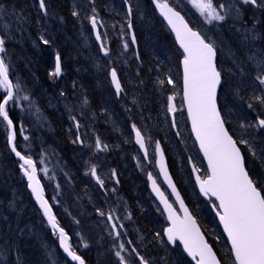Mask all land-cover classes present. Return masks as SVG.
Returning <instances> with one entry per match:
<instances>
[{"label": "trees", "instance_id": "16d2710c", "mask_svg": "<svg viewBox=\"0 0 264 264\" xmlns=\"http://www.w3.org/2000/svg\"><path fill=\"white\" fill-rule=\"evenodd\" d=\"M115 1L118 4V14H121L124 17H122L121 15H109V14H107L104 11L105 4L102 1H101L102 5L96 4L95 0L92 2V7H94V8L89 6L88 8L90 10L87 8L88 10L86 9V12L88 13V11H91L92 9L93 10L97 9L101 13L102 17L103 18L105 17V19H104L105 23H106V20L108 18L106 16L109 15L112 18L113 22L116 24V26H113V27L117 30L118 33L124 34V33H126V30L124 28V24H125V20H126L127 10H126V7L124 6V4H122L123 2L121 0H115ZM45 2H46L47 9H48L47 15H45L42 11L39 10L38 0H0V7H2V9L4 10L3 14L5 16L7 24L9 25V30L7 32L6 45H5L6 52L3 53V58L7 61V64H9V66H10L9 67L10 76H11L10 79L13 81V83L15 84L17 81L20 82L22 89L27 88L28 90L27 89L26 90L31 94V95L30 94L28 95L29 103L26 105L30 108L29 110H28V107L23 109L24 111L21 110L18 107V105L16 104L18 101V100H16V101L10 102V113L9 114H10V118L13 120V125L15 128V133H16V137H17L16 138V149L19 152H21L26 157H30V158H34V159H36L37 155L39 156V154L41 152H46V151L50 152L51 151L53 153H58L59 155L61 154V156L64 153L63 154L64 156H62V157L65 158V159H63L65 161L66 157H68L69 155H72L74 153V150L76 149L75 148L76 146L73 145V143H72L71 137L68 136L64 130V127H65L64 124H67V126H68V120L66 119L65 115H63L60 112H57L54 109H52V107L50 106V101L47 100L45 97L46 94L48 95L50 93L54 97V101H56V98H58V97H56V95H58V94L55 95V94L51 93L54 91H56V93H57V91L59 89L57 78L51 75V73L53 72L52 69H54V64H53L54 59H55L54 54L57 53L60 56V59L62 58L61 62L64 65V66L62 65V67L64 69L67 70L69 68L67 70V72L71 73V77L73 79V82L71 85L72 86L75 85L77 89L81 90L84 99L86 98L89 101L94 103L95 110L98 112V116L93 111V106H92V113L96 114V116L98 117L99 121L102 124L107 123V125L112 129V127L110 125V121H108L106 116L110 118V117H114V115H115L116 118L114 120H118L120 116H123V117L127 116V113H125V111H123L120 108L121 102L112 93V91H110L111 95H109L110 97H112V98H110L111 100L109 98H104V100L105 99L106 100L103 101V104H102L98 100L97 92L99 91V89H98L99 86L91 84V85H86V88H84V86L82 84L83 79H90L91 76L88 72V69L91 66H93L91 61L88 60L89 59L88 57H91V56L88 54L87 51H88V49H90V51H93V49L97 50V47L92 42L88 43V41H84V38H81L79 36V34L81 32L80 28H79L81 18H84L86 20L85 15L87 13L81 12L80 14H77V16L76 15L74 16L73 12L77 13V9L72 4L71 0H45ZM116 2H114V3L116 4ZM136 2L132 3V5H133V7H132V15L133 16L132 17H133V22H134V30H135V33L137 36V42H138V49H137V53H136L137 58H136L134 53H130L129 55H131L132 60H129L128 62L131 66L127 67L128 70L131 71V72H129L131 77L136 81V83H134V86H137L141 82L140 81L141 78L139 76H142V78H144L145 80H149V83L151 85L156 84V82L159 80L163 81L162 84L165 87H167L169 84V83H167V81L169 79H171L173 81L172 85L174 84L177 87V91L179 92V90H181L182 77H181L180 62H179V56H178L179 51L177 52V50L175 48L173 38L167 32L165 26L161 23L160 19L156 15L155 11L153 10V7H152L150 0H140L139 2H138V0H136ZM71 4L73 5V7ZM171 4L173 6H175L176 9L180 10L174 3L171 2ZM19 5H20V7H19ZM106 5L110 9L112 8L107 3H106ZM144 5H145V7H144ZM95 6H96V8H95ZM141 7H143V8H141ZM114 8H116V7H114ZM18 9H21L20 10L21 13ZM67 19H69V20H67ZM187 19H188V17H187ZM75 21H77V22H75ZM188 22L190 23V25L193 28L197 29L195 27V25L189 19H188ZM66 23H68V24H66ZM142 23L143 24L145 23V25H143ZM0 24H1V22H0ZM74 24L77 26V28H74V27H76ZM84 24H86L84 26L86 34L91 36V30H90L89 24L87 22H85ZM49 25H51V26H49ZM53 25H54V27H53ZM145 26H146V28L147 27L149 28L148 33H147V30H145ZM66 27H68V28H66ZM10 29H12V30H10ZM37 30L40 33L39 36H38ZM154 31H156V32H154ZM159 31H160V33H159ZM144 32H145V34H144ZM56 33H58V34H56ZM142 33H143V35H142ZM149 33H151L152 35H151V38H148V42H146V37H147V34L149 35ZM4 34L5 33L3 31H0V35H4ZM41 36H43L45 39L49 40L50 41L49 44H47L45 46V44L40 39ZM63 36H65L66 38H64ZM70 39L72 41H69ZM157 42L160 43V47L155 46V43H157ZM145 43L148 44L147 47L144 46ZM49 46H51V47L49 48ZM91 46L93 49L91 48ZM56 47H58V48L56 49ZM42 49L47 50V51H51L53 54H51V56H49L48 59H43V60L39 59L38 60L35 56H36V54H39V51ZM110 49H111V51L118 53V52L122 51L121 49H123V47L120 44H114V42H111ZM59 50H60V52H59ZM86 54L88 55V57H87L88 59L86 60V58H83L82 60L85 62V64L87 66L83 63V61L81 64H76V63L71 64L72 61H70L68 59V56H71V55L72 56L73 55H75V56L76 55L87 56ZM156 54H158V56L160 57V60L156 57L157 56ZM52 55H53V59H52ZM179 55L182 59V55L180 53H179ZM151 56H154L155 59L152 58ZM30 58H31V60H29ZM32 61H34V62H32ZM28 63L30 64V67L32 69H30ZM22 64L24 67L23 69L20 68V66L22 67ZM217 64H218V68L221 70L222 76L224 78V75H225L224 69L225 68H223V66H222L220 51L218 52ZM168 65L171 66V68L169 70L167 68ZM108 66L109 65H107V68L104 67L105 70L103 69V71H106L105 74L107 73L106 76L109 74ZM38 67H40V68H38ZM109 67L111 68V66H109ZM137 67L139 68V72H141V73H139V75H138V68ZM154 67L156 70L160 71V75H158V72H155ZM70 69L72 72L69 71ZM120 70H121L120 76H122L123 68L121 67ZM133 70L136 72H134ZM75 72H76V74H75ZM86 73H87V75H86ZM80 74L84 75V77ZM134 74H136V75H134ZM72 75H74V76H72ZM134 76H136V77H134ZM20 77H22V79ZM41 77H43L44 79ZM139 78H140V80H139ZM29 79L32 80V82H33L32 84H31V80H29ZM226 80H227V78L225 77V79H224L225 83H226ZM27 81H28V83H27ZM30 84H31V86L33 85L32 88L30 87ZM227 85H228V83H227ZM127 87H130V85H128ZM243 90H245V88ZM48 91H49V93H48ZM59 91H61V90L59 89ZM223 91H224V89H222L220 91V94H222ZM0 92H2V90H0ZM66 92H69V90H66ZM126 92L130 93L129 90L127 89L125 91V97H126ZM18 94H19V92L17 93V95ZM178 99L180 102V106L182 108V101H181L180 95H178ZM40 100H41V102H40ZM234 102H236V101H234ZM237 106H241L240 103H238ZM32 107L33 108L36 107L38 111L37 112L32 111ZM25 111H28V112H25ZM50 111H52V112H50ZM106 112H107V114H106ZM29 113H31V114L29 115ZM182 113L184 115V112H182ZM24 115H26V118H27V115L29 117H32V120L31 121L27 120V119L25 120ZM261 116H262V119H264V115L261 114ZM50 117H52V118H50ZM34 118L36 119L35 121H33ZM183 121H184L182 123L183 127L187 128L186 120L183 119ZM100 122H99V125H100ZM18 123H20V124H18ZM121 123H123V122H121ZM169 123H171V122L169 121ZM108 126H105V127L108 128ZM227 127H228L229 132L233 136V138L238 142L237 136L233 132L231 127L228 124H227ZM51 130H55V131L52 132ZM177 130H179L178 124H176V127H174V129L171 130L170 133H173ZM56 131L58 133H55ZM53 134H54L55 139H52ZM62 134H63V136H62ZM107 135H110V134H107ZM165 135H166V132H164L163 130L160 131V138L158 137V139H160V141L162 142V144L164 146V150H165V153L167 155L168 162H169V167H170L171 173L174 177V180H175L178 188L180 189L184 199L186 200L188 206L192 210L194 216L198 220V222H199L202 230L204 231L206 237L208 238L209 242L212 244L213 248L215 249L219 259L222 261V264H232L233 259H232L231 254H230V250H229L228 245H227V243L223 237L222 231H221V229L217 223V220H216L215 216L213 215V213L210 209V206L208 204L204 203L199 198L197 191L194 187V183H193L192 178H191V173H190V169H189V159L190 158L193 160L196 167L200 169L201 174L205 175L206 170L203 166L201 158L198 155L196 147L194 146V144L191 141L189 133H187V135H186L187 137H185V139L179 138L177 135L175 136L174 134H170V137L172 139L175 137L176 142L178 143V146L176 145L177 150L175 149V152H176L175 158L180 156L181 161L183 162V165H184V171H181V169L179 167V164H178L179 159H177L176 161H174L172 159L173 158L172 156H174L173 153L171 152L172 145L166 141ZM8 136H9V130L6 127L5 122L0 121V264H55L57 261L64 262V264H70L69 262H67L64 259V257L61 255V253L59 251L58 244H57V235L52 234L51 229L48 227V224L46 223L41 211L36 206V204L33 202V198L27 190L25 181L23 180V178L21 176V170H20V166H19L21 164V161L16 160L14 158L13 154L11 153L9 143H8V141H9ZM50 136H51V138H50ZM24 137H27V139H24ZM59 139H61V141ZM104 139L107 141L108 145L112 146L113 143L109 142L108 139L106 138V136L104 137ZM58 140H59V143H57ZM62 140L65 142H63ZM54 141H56V144ZM187 142H188V144H187ZM60 143H63V144H60ZM26 144H30L31 148H33L34 152L32 154L23 150V146L24 145L26 146ZM50 144H52V146ZM64 145H65V147H63ZM72 146H74V147H72ZM55 147L57 148V150ZM62 147H63V149L64 148L65 149L63 150ZM71 148H72V150H71ZM55 150H56V152H55ZM242 150H243V154H244V157L246 160V166H247V169H248L251 177L253 178L254 181L258 182V184H257L258 187L264 188V174H263L262 169H261V168H264V163L262 165L258 163V161L263 162L262 156H256V155L253 156L247 147L242 146ZM62 151H64V152H62ZM71 152H73V153H71ZM111 157H113V154ZM182 172H185L186 177L182 174ZM118 178H119V183L122 184V186H123V190H125L123 192V196L126 199L125 201L128 202L127 205L130 204L129 207H130V209H132L131 210L132 214H134L133 217H135L137 231L140 232L141 235H143L144 240L146 242H148L147 245L145 246V249L143 250L142 254L148 255V258L155 256L156 252H157L156 258H159V255H162V258L160 260L159 259L157 260L158 264H165V263L166 264H177L178 261L181 262L180 264H190V262L182 255V253L180 251L177 252L176 250H171L166 246L165 241L163 239V230L166 227V222L162 218V216L158 213V211H156L153 206H152L153 207V209H152L151 205L148 204L147 200H145L147 204L146 203L144 204V202L141 200L142 203H141V205H139L137 202L138 198H136L135 197L136 195H134L133 185L130 184V182H128L126 180L125 176H124V178H121L118 176ZM135 179H137V178L135 177ZM137 183H138V191L140 190L139 192L143 195H146L147 199H149L147 186H146V182L144 181V179L143 178L140 179L138 177ZM68 191H71V190H67V188H63V190H61V192L59 194V196L61 198H58L59 201L57 202V206H55L52 203L51 196L47 190H46V197H47L49 203L53 207L54 214L57 218V222L59 223V225L62 228L66 229L68 234L72 235L71 237H72L73 242H71V245L73 247V250H75L76 252L78 251V254L81 255V257L85 260L86 264H95V262H96V264H100V263L101 264L102 263L103 264H119V261L116 260L114 252L113 251L108 252L110 249L106 248V251H105V249L101 248V246H97L98 249H96L95 247H93L94 249H92L89 246L90 247L89 250L86 252H83L82 250L78 249L76 245H73L74 243L76 244V242H74L75 240L73 238V236L75 237V234L73 232H71V229H70V226H71L70 223L71 222H72L71 224L74 226L73 228H75V229L77 227H79V228H81V227L86 228L87 227V229H90V230H91V228H93V230L97 232L95 235H98V237H100V238H103L101 236L103 235V233L105 235V232H104L103 228H99V227H101L100 223L94 221V219H95L94 215L92 217L93 219L92 218L90 219V217L92 215L88 216L85 214V212L83 210H84V207L87 203L84 200H82V198L80 199V201L75 199L77 205L80 208L76 207L75 203H74V206L73 205H70V207L68 206L69 201L74 202V198H73L74 196H72V198H69V196L71 194ZM78 196H80V195H78ZM76 197H77V195H76ZM85 200H87V202H90L88 193H86V195H85ZM22 203H24V206L26 207L25 210L23 209L24 206ZM18 204H20L19 207H18ZM66 204H67V206H66ZM145 205H147V206L145 207ZM59 206L61 208H63L65 211L70 213L69 218H67L66 215L63 216ZM72 207H74L75 211H74V209H72ZM140 207H142L143 209ZM3 208H5V210ZM11 208H13L12 212H11ZM58 208L60 210H58ZM77 208H79V211ZM146 209H148V210H146ZM18 210H19V212H18ZM27 210H28V212H27ZM30 210L32 211L33 216L28 214L30 212ZM80 210H81V212H80ZM141 210H142V212H141ZM20 211L24 214L27 212L29 217H26V214L24 215ZM4 213H5V215H4ZM138 214H140V215H138ZM78 215H81V216H78ZM8 216H10L11 218L10 217L8 218ZM14 217H15V219H14ZM18 217H19V219H16ZM12 218H13V220H12ZM21 218H22V221L25 220V224L27 227L21 233L22 236L19 233V229H20V226L22 224ZM17 220H19L20 222L19 221L16 222ZM33 221H34V223H33ZM67 222L69 223V226H67ZM77 222H79V223H77ZM82 222H84V223H82ZM74 223H76V224H74ZM89 223H90V225H89ZM15 224H18V225H15ZM97 224H99V225L97 226ZM45 225H46V228H44ZM93 225H96L95 228ZM30 226H31V228L33 226L32 230H31ZM97 227H98V229H96ZM101 229H103V230H101ZM93 230H91L90 232H92ZM26 233H28V235H25ZM87 236H88V234H87ZM16 238L20 239V243H21V241H23L20 245L21 246L19 248L20 250H18L19 254H18V251H16V245H17L16 244ZM29 238H31V240ZM31 241H33L34 244H32ZM42 242H44L46 244L49 243V244L47 246H44V243H42ZM146 242H145V244H146ZM14 243L16 245H14ZM27 243H29L28 249L26 248V247H28ZM150 243H152V244L150 245ZM152 245H154V246H152ZM162 249L164 251H166L168 249L169 251H172L173 254L166 255V254H164V252H161ZM52 251L54 252V254ZM151 251H154V252H151ZM40 252H42V254ZM97 252L98 253L103 252L104 255L107 253L105 257L108 260L104 257V255L101 256V257H103V259H101L100 254H98ZM95 253H96V255H95ZM108 253H112V254L109 255ZM152 253H153V255H152ZM97 255H99V256H97ZM162 259L165 260L166 262H163ZM100 260H102V262ZM169 260H171V261H169ZM111 261H112V263H111Z\"/></svg>", "mask_w": 264, "mask_h": 264}, {"label": "rangeland", "instance_id": "374dc122", "mask_svg": "<svg viewBox=\"0 0 264 264\" xmlns=\"http://www.w3.org/2000/svg\"><path fill=\"white\" fill-rule=\"evenodd\" d=\"M93 1L92 0H76L75 2H76V7H77V13H79L81 9L86 11L87 7L89 6V2L92 4ZM107 1H108V4L111 3V0H107ZM121 1L123 2L126 8H128L129 4L133 7L132 3L136 2V0H128V3H125V0H121ZM139 1L140 0H138V2ZM169 1L174 3L188 17V19L195 25V27L199 30V32L206 39L209 40V42H212L214 44V46L217 49V52L220 51L222 66L224 67L223 64L225 63L227 65V68L229 65H231L229 66L228 69L227 68L224 69L225 70L224 73L227 74L226 78H227L228 85L224 89V93H226V99L225 101H223L224 102L223 104L225 105L226 115H229V117L231 118V123L229 121L228 123L230 124L233 132L236 134L237 139L239 141L247 140L249 142V145L256 151V156H262L263 162H259L257 160L258 163L262 165L264 163V128L258 127L257 124H258V120L262 119L261 114L264 115V104H261L258 99H255V97L264 96V85H260L259 82L255 80V76L257 75L259 69H257L252 62L247 61L246 57L253 53L259 54L262 51L261 49L264 50V40H263L264 39V10H263L264 8L258 7V9H256L257 8L256 6L243 5L242 0H213L214 5H219L222 3L226 7L228 5H231L232 7L230 10H228L225 21H222V22L213 21L211 24H209L206 21L205 17L202 16L195 7H193L191 0H169ZM114 2L116 1L112 0V6H110L112 7L111 9L109 7H106L104 11L107 12L109 15H121V14H118V8H117L118 5H115ZM237 3L240 5L238 6ZM98 4H100V1L98 2ZM243 6L245 9L243 8ZM237 9H239V15H237ZM94 10H95V12L93 11L94 15L92 14L88 16L87 19H88V22H90L89 18L91 16H96L97 28L102 36V39L104 42L103 44L108 49V53L113 52L111 50L109 51L111 42H114V44H120V45H124L125 42H127L128 46L131 45V40L129 38L130 35H128L127 30H126V33L124 34L118 33L117 30L113 27V26H116V24L113 22L112 18L109 15H108L109 16L108 19L106 20L107 28L105 29L103 27L104 18L102 17V15H100L101 13L97 9H94ZM220 11H221V14H225L224 10H220ZM240 12H243V13H240ZM0 17H2L0 18L1 24H7L3 13H0ZM128 23H129V20L126 17L124 27ZM240 23L243 26L240 25ZM80 25H81L80 34L81 33L82 34L81 35L79 34V36L81 38H84V41L91 42L90 41L91 37L86 34V31L84 29V26L86 24H84V22L82 23L81 21ZM145 30H147L148 32L149 28L148 27L146 28L145 26ZM39 34L40 33L38 31V36ZM107 35H110V37ZM150 35H151L150 33L149 35L147 34L146 42H148V38H151ZM144 46L147 47L148 44L145 43ZM155 46L160 47V43L159 42L155 43ZM122 47H123L122 52L120 53L114 52L116 59L119 62L118 64L119 69H121V67L123 68V74L120 78V82L121 81L124 82L123 85L121 83L124 95L122 94L121 97L117 99L121 102L120 108H123L122 110L126 111V113L128 114L127 115L128 118L127 116H124V117L120 116L118 119L119 121H118V120H114L116 118L115 115L114 117H110V118L106 116L108 121H110V125L112 129L107 125V123L102 124L97 117L98 112L95 110L94 103L89 101L86 98L84 99L81 90L79 89L72 90V88L76 86L71 85L73 82L71 73L67 74L64 71V69L61 68V75L58 80V87L61 91H59L58 89L59 92L57 91V93L56 91L51 92L55 95L58 94L56 95V97L58 98H56V101H54V97L49 93V91H48L49 94L48 95L46 94L45 97L47 100L50 101V106L52 107V109L65 115L66 119L68 120V126L67 124H64L65 125L64 130L67 133V135L70 137H71V134L69 133L68 130L70 129L69 126L72 125L73 123L74 130L77 133V139L75 141L77 143L79 142L78 143L79 149L77 150V155H76L77 157L75 158L72 157L73 158L72 160V158H70L71 156H73L72 154L66 157L67 159L64 161L63 159L65 158L62 157L61 155L59 156L58 153L46 151V152H41L39 156L37 155L36 159L34 158L32 159H34L36 162V167H37L39 176L42 179L43 184L46 187L47 191L49 192L52 203L55 206H57V202L59 201L58 198H61L59 196L61 190H63V188H67V190H73L74 188L72 189L71 185L74 184L77 179V182L75 184L79 186V189H81V193H76L75 195H73L74 202H69L70 204L69 203L68 204L74 206V203H75L76 207H79L75 199L80 201V199L82 198V200H84L87 203V204L85 203L86 205L84 207L85 208L84 211L86 210V215L90 213L89 215H92L93 217V215L96 214L94 215V217H96L95 221L100 223L101 228H104V232L106 236L104 237L103 236L104 234H103L101 237H104V238H100L97 235H95L96 231H92L93 232V235H92V232H89L90 229H87V228H84V229L74 228L73 229V225L71 224L72 223L71 222L70 229L73 233L75 232V237L73 238H76L75 242L77 241L76 244L79 246V249H81L83 252H86L89 250L90 248L89 246H91L92 248L93 247L97 248V246H101V248L103 249H106L107 247H108L107 249L109 248L111 249L112 247V249L109 250L108 252L113 251L115 255V250L121 251V255L124 256L126 264H141L140 257H143L144 261H147V264H158L157 260L158 259L160 260L162 258V255H160L158 259L155 258V256L150 257L151 259L150 260L148 258V255L142 254L146 246L145 241L143 240L144 237L141 235L140 232L137 231L135 217H133L134 214L130 212L131 211L130 207L129 208L127 207L129 205H127L128 203L125 201L126 199L123 196V192L125 190H123L122 184L119 183L118 176L121 178H124L125 176L126 180L130 182V184L133 185L134 195H136L138 198L137 200L138 204L140 202L142 203V201L146 203L145 200H147L148 204H150L151 207L153 205L154 208L158 209V207L155 205L150 195H149L150 199H147L145 195H144L145 197H143V194L141 195V193L138 191L137 179L139 177L140 179L143 178L146 180L147 173L152 172L154 176L157 178V180L159 181V177L156 174V169H155V159H156L155 146H156V141L158 140V137L160 138V131L162 130L166 132V135H165L166 141L172 145L171 152L173 153L174 156H172L173 158L172 157L171 158L174 161L179 159L178 161L179 167L181 171H184V165H183V162L181 161L180 156L175 158L176 156L175 149L177 150L176 145L178 146V143L176 142L175 137L172 139L169 134L171 130L174 129L172 125L173 119H175L176 124H178L179 130L183 129V124H182L184 122L183 121L184 117L182 115L183 108H181L180 105L177 103V100H179L178 91H177V87L174 84L173 85L168 84V86L165 87L159 80L156 82V84L151 85L149 81L142 78V76H139L141 78V80L139 79L141 82L139 84L137 83L138 84L137 86H134L133 85L134 79L130 77L129 75L130 73L128 69L126 68V66L127 67L129 66L128 61L132 60V58H131V55H129L130 53L128 52V50L125 49L124 46ZM45 51L46 50H43V49L40 50L39 54H36L35 57L38 60L41 59V57L43 56L41 54L45 53ZM87 52L88 53L91 52L90 49ZM95 52L96 53H92V55H90L91 53L89 54L91 56L89 57L91 58L89 60L94 65L93 67L90 68V71L93 74L96 72V68H98L105 75V71H103V69L107 65H113L114 54L113 55L111 54L112 55L111 57H109V54H108V57H107L108 61H107L102 55L100 57L96 50ZM156 55H157L156 57L160 60V57L158 56V54ZM71 57L74 58V57H82V56H79V55L72 56L71 55ZM151 57L154 58V56H151ZM73 63L80 64L79 62H75V61L71 62V64ZM237 64H240L241 67L244 68L245 74L244 72L243 74L240 72L239 68L237 67ZM112 69L113 68H111V70ZM69 71L72 72L71 69ZM116 71L118 73V70ZM155 72H158V75H160V71L156 70ZM139 73L141 72H139V68H138V74ZM82 76L84 77V75ZM246 77H248V79ZM83 80H82V84L84 88H86V85L94 84L96 86H99L98 89L100 90L101 86L100 84H98L97 78L92 77L87 82H85L87 79H85L84 81ZM129 84H130V87H127ZM244 88L245 90H243ZM26 89L27 88L22 89V91H19V94H18V96L21 97V99H19L16 104L21 110L27 108L28 106L26 105L29 103V100L22 99L23 96L25 95L28 96L30 94L27 91L28 89L27 90ZM127 89L129 90L130 94L126 92V97H125V91ZM66 90H69V92H66ZM111 91L114 94L112 89ZM62 92H63V95H61ZM97 94H98V100L102 104H103V101H105L104 98H109V99L112 98L109 96L110 92L106 94L104 92L102 93V91L100 90L97 92ZM169 96L175 97L173 103L175 104L177 110L174 113H170L167 110ZM238 103H240L242 107L237 106ZM249 104H251L252 107H249L248 106ZM92 106H93V111L97 114V116L96 114L92 113ZM29 109L30 108L28 107V110ZM32 111L37 112L38 110L36 107L34 108L32 107ZM129 113L131 117L129 116ZM68 114L70 116H68ZM24 117H25V120L27 119L31 121L30 118L32 117L27 116L26 118V115H24ZM131 118L133 120H131ZM35 120L36 119L34 118L33 121ZM169 121L171 123H169ZM99 122H100V125H99ZM77 125H79V127H77ZM133 125L136 126V129H139L141 131V134L143 135L144 141H145V148H141L140 145L136 143L135 129L133 128ZM105 126H108V128H106ZM237 128L239 129L237 130ZM86 133L89 135H87ZM107 134H110V135H107ZM105 136L109 142L113 143L112 146L107 144V141L104 139ZM177 136L179 138H184V139L185 137H187L185 134L177 135ZM97 140L100 141L99 148L97 147ZM24 147L26 148L25 150H28L30 153L34 152L30 144H26V146L24 145L23 148ZM124 147H126V149ZM117 149L120 153L121 160H117L116 158ZM122 149H125L126 151ZM110 150L112 151L114 150L113 157H111L110 155L111 154ZM125 152L126 153L128 152V153L126 154ZM93 167H95L96 169V176H93L91 174V169ZM261 169L264 174V168H261ZM106 170L108 171V173H106L107 172ZM70 174L72 177H70ZM182 174L186 177L185 172H182ZM97 177H99V180L103 181L102 185L97 180ZM135 177L137 179H135ZM82 190H85V193L82 192ZM86 193H89L91 195L92 200H90V202H87V200H85ZM69 198H72V195H70ZM149 202H153V203H149ZM108 204L110 207H108ZM86 207L88 208V211ZM59 208L61 209V213L63 214V216H65L67 214V211H65L60 206ZM59 208L58 210H60ZM72 209H74V207H72ZM90 210H93V211H90ZM96 211L98 212L101 211L104 213V215L101 217L100 213ZM109 215L113 217L111 222L116 225V229L120 233L119 237L115 235V233L113 232V229L110 227V222L108 220ZM67 226H69L68 222H67ZM44 228H46V225ZM77 232H80V233H77ZM88 232L91 233L92 236ZM78 234L79 235L81 234V235L79 236ZM83 236H85L87 240ZM141 236L142 238H140ZM136 239H138L137 240L138 242L136 241ZM85 242L86 244H88L87 247H85L86 245ZM120 243H123L125 245V248L129 250L125 248L124 250H120L118 247ZM16 244H17V241H16ZM57 244L59 245L58 236H57ZM137 244H140L141 246ZM132 249H136V252H132ZM161 252H164V254L166 255L173 254L172 251H169L168 249L166 251L162 249ZM136 253H139V255H137ZM99 254L100 256L104 255L103 252L102 253L100 252ZM115 257L119 261V264H121L120 259L116 255ZM152 258H154L155 261H153L154 259ZM164 262L166 261L164 260ZM180 263H181L180 261L177 262V264H180ZM55 264H64V262L57 261Z\"/></svg>", "mask_w": 264, "mask_h": 264}, {"label": "snow or ice", "instance_id": "6c2138e0", "mask_svg": "<svg viewBox=\"0 0 264 264\" xmlns=\"http://www.w3.org/2000/svg\"><path fill=\"white\" fill-rule=\"evenodd\" d=\"M154 2L156 8L159 9L161 15L167 20L168 25L175 33L176 40L184 52L182 62L183 99L187 106L188 117L191 120V130L199 142L200 150L207 160L208 168L205 177L196 176L200 191L203 195L210 198L214 197L219 202L218 204H213V207L217 210L220 222L223 224L224 231L231 242L232 264H264V188L258 187V182L254 181L249 175L245 167L244 156L240 147H238V142L233 139L225 128L224 121L218 110L217 89L221 84V70L218 69L216 63L217 49L212 42H209L199 32L193 31L185 22L184 17L170 6L168 0H154ZM125 3H128V0H125ZM191 3L209 24L213 21H225L227 12L232 7L231 5L226 7L222 3L214 5L213 0H191ZM242 3L264 8V0H242ZM38 6L40 11L45 15L48 14L45 0H38ZM220 10H224L225 14H221ZM3 11L2 7H0V13H3ZM131 14L132 6L129 4L128 15L131 16ZM73 15L75 16L77 13L73 12ZM237 15H239V9H237ZM89 19L93 29H96V16H91ZM128 27L129 29L132 27L130 22ZM8 30V24H0V31L5 33L0 35V53L6 52L5 45ZM40 39L45 45L50 42L43 36ZM96 39L98 41L101 40L99 31H96ZM131 39L132 43L135 44V35H132ZM100 47L104 55L107 56L109 53L105 45L101 43ZM124 48H128L127 42H125ZM246 60L252 62L259 69L255 80L260 85H264V50L259 54L248 55ZM9 67L3 56H0V90H2L0 92V121L6 122V127L10 133L8 140L12 143L15 140L16 133L12 131L14 125L9 114L10 102L21 99L17 93L22 91V87L20 82L17 81L14 84L10 79ZM237 67L243 74L244 68L240 64H237ZM51 75L54 77L61 75V62L58 54L56 56L55 71ZM110 75L116 92L119 94L122 89L117 77V71L112 69ZM167 83L172 84L173 81L169 79ZM22 99L28 100L29 97L25 95ZM174 99V96L168 97L167 110L170 113H174L177 110L173 103ZM255 99L264 104V96L255 97ZM248 106L252 107L251 104ZM257 126L264 128V119H259ZM173 127H176L175 119H173ZM133 128L135 129L136 143L141 148H145V141L141 131L136 129L135 125H133ZM177 135H180V133L177 132ZM24 139H27V137H24ZM239 143L248 146L251 154L253 156L256 155V151L249 145L247 140H240ZM97 147H100L99 140H97ZM12 151L22 161L19 166L27 177L28 187L35 195L41 209H43L49 224L52 229L58 231L59 245L63 252L71 261L77 262V264H85V260L81 255L73 250L72 245L69 243L68 234L63 228L58 226L48 201L44 199L43 190L36 178L34 161L30 157L21 155L16 150L14 143L12 144ZM156 151L160 154L159 163L161 170L164 172L165 178L172 187L173 193L176 194V199L180 202L181 209L184 212L183 218L176 215L172 205L168 203L163 193L157 190L156 181L153 180V188L157 190L168 211V219L172 221V226L166 229L168 241L175 243L179 240L182 242L184 249L196 261V264H222V261L217 258L204 239L196 221L188 213L187 208L184 207L183 200L180 199L179 193L168 177L164 166V154L160 149L159 142L156 143ZM192 170L193 172L200 171L196 165H193ZM91 174L96 176L95 167L91 169ZM149 179H152L151 175H149ZM97 180L101 185L103 184L99 177H97ZM100 215L103 216L104 213L100 212ZM112 218L111 215L108 216L109 220H112ZM115 227L116 225L113 224V228ZM116 236L119 237L120 233L116 232ZM118 247L120 250H124L125 245L120 243ZM132 251L136 252V249H132ZM136 254L139 255V253ZM115 255L120 259L121 264H126L121 251H116ZM140 260L141 264H147L143 257H140Z\"/></svg>", "mask_w": 264, "mask_h": 264}, {"label": "bare ground", "instance_id": "6f19581e", "mask_svg": "<svg viewBox=\"0 0 264 264\" xmlns=\"http://www.w3.org/2000/svg\"><path fill=\"white\" fill-rule=\"evenodd\" d=\"M76 0H71V2H72V4L74 5V7H76V2H75ZM93 1V0H92ZM100 1V5H102V2L105 4V6H104V10H105V8L107 7V5H106V3L108 4V1L107 0H95V3L96 4H98V2ZM102 1V2H101ZM237 2V1H236ZM70 3V2H69ZM71 4V5H72ZM94 4V3H93ZM103 4V5H104ZM121 4V3H120ZM123 4V3H122ZM238 4V3H237ZM243 4V3H242ZM73 5H72V7H73ZM109 6H112V0H111V3L110 4H108ZM115 5H118V4H115ZM240 4H238V6H239ZM243 5H245V4H243ZM89 6L90 7H92V4L89 2ZM88 6V7H89ZM242 6V5H241ZM250 6V5H249ZM248 6V7H249ZM19 7H20V5H19ZM71 7V6H70ZM87 7V8H88ZM144 7H145V5H144ZM92 8H94V7H92ZM91 8V9H92ZM95 8H96V6H95ZM100 8V7H99ZM118 8V7H117ZM141 8H143V7H141ZM239 8H241V7H239ZM243 8H244V6H243ZM251 8V7H250ZM76 9H77V7H76ZM75 9V10H76ZM89 9V8H88ZM87 9V10H88ZM103 9V8H102ZM245 9V8H244ZM256 9H258V7L256 8ZM260 9V8H259ZM19 11L21 10V9H18ZM71 10V9H70ZM90 10V9H89ZM126 10H127V13H126V17H127V19L129 20V22L131 23V25H132V27L131 28H133L134 29V22H133V15L131 14V16H129L128 15V8H126ZM262 10V9H261ZM260 10V11H261ZM264 10V9H263ZM23 11V10H22ZM103 11V10H102ZM243 11V10H242ZM251 11V10H250ZM259 11V10H258ZM17 12V11H16ZM81 12H83V13H85L86 11L85 10H83V9H81L80 10V12L79 13H77V14H80ZM95 12V11H94ZM94 12H93V9L91 10V11H88V13L85 15L86 17V20L84 19V18H81V21H82V23L84 22H87V23H89L88 22V19H87V17L88 16H90V15H94ZM255 12V11H254ZM253 12V13H254ZM20 13H21V11H20ZM107 13V12H106ZM240 13H243V12H240ZM245 13V12H244ZM256 13V12H255ZM103 14V13H102ZM108 14V13H107ZM250 14V13H249ZM261 14V13H260ZM30 15V14H29ZM101 15V14H100ZM156 15H157V13H156ZM183 15L185 16V14L183 13ZM251 15V14H250ZM262 15H263V13H262ZM33 16V15H32ZM31 16V17H32ZM35 16V15H34ZM77 16V15H76ZM83 16V15H82ZM158 16V15H157ZM242 16H243V14H242ZM253 16V15H252ZM260 16V15H259ZM29 17V16H28ZM66 17V16H65ZM106 17H109V16H106ZM34 18V17H33ZM68 18V17H67ZM80 18V17H79ZM159 18V17H158ZM74 19V18H73ZM104 19H105V17H104ZM108 19V18H107ZM160 19V18H159ZM256 19V18H255ZM27 20V19H26ZM67 20H69V19H67ZM77 20V19H76ZM257 20V19H256ZM59 21V20H58ZM73 21V20H72ZM79 21V20H78ZM160 21H161V23L163 24V25H165V23L160 19ZM241 21V20H240ZM247 21V20H246ZM245 21V22H246ZM66 22V21H65ZM75 22H77V21H75ZM231 22V21H230ZM244 23V22H243ZM52 24V23H51ZM54 24V23H53ZM66 24H68V23H66ZM71 24V23H70ZM76 24V23H75ZM74 24V25H75ZM129 24V23H128ZM128 24L124 27L125 28V30H130L129 29V27H128ZM143 24V23H142ZM80 25V24H79ZM137 25V24H136ZM143 25H145V23L143 24ZM233 25V24H232ZM240 25H242L241 23H240ZM251 25V24H250ZM259 25V24H258ZM49 26H51V25H49ZM73 26V25H72ZM76 26V25H75ZM81 26V25H80ZM138 26V25H137ZM140 26V25H139ZM239 26V25H238ZM243 26V25H242ZM245 26V25H244ZM253 26V25H252ZM53 27H54V25H53ZM52 27V28H53ZM58 27V26H57ZM103 27L106 29L107 28V24L105 23V22H103ZM141 27V26H140ZM143 27V26H142ZM250 27V26H249ZM261 27H262V25H261ZM260 27V28H261ZM49 28V27H48ZM51 28V27H50ZM63 28V27H62ZM66 28H68V27H66ZM65 28V29H66ZM73 28V27H72ZM74 28H77V26L76 27H74ZM80 28V27H79ZM244 28V27H243ZM137 29V28H136ZM152 29V28H151ZM155 29V28H154ZM10 30H12V29H10ZM60 30V29H59ZM91 30V39H90V41L97 47V53H98V55L101 57V55L107 60V57H108V55L106 56V55H104V53H103V51L101 50V47H100V45L101 44H98V42L96 41V38H95V36H94V31H93V29H90ZM97 30H98V28H97ZM141 30V29H140ZM50 31V30H49ZM56 31V30H55ZM70 31V30H69ZM99 31V30H98ZM152 31V30H151ZM150 31V32H151ZM62 32V31H61ZM60 32V33H61ZM65 32V31H64ZM63 32V33H64ZM139 32V31H138ZM154 32H156V31H154ZM52 33V32H51ZM68 33V32H67ZM74 33V32H73ZM148 33V32H147ZM152 33V32H151ZM150 33V34H151ZM159 33H160V31H159ZM56 34H58V33H56ZM66 34V33H65ZM140 34V33H139ZM144 34H145V32H144ZM62 35V34H61ZM64 35V34H63ZM69 35V34H68ZM142 35H143V33H142ZM152 35V34H151ZM150 35V36H151ZM155 35V34H154ZM45 36V35H44ZM49 36V35H48ZM53 36V35H52ZM70 36V35H69ZM107 36H109L110 37V35H107ZM157 36V35H156ZM159 36V35H158ZM55 37V36H54ZM64 38H66L65 36H63ZM117 37V36H116ZM144 37V36H143ZM164 37V36H163ZM50 38V37H49ZM57 38V37H56ZM68 38V37H67ZM118 38V37H117ZM145 38V37H144ZM143 38V39H144ZM118 40V39H117ZM264 40V39H263ZM69 41H72L71 39L69 40ZM144 41V40H143ZM173 42H174V45H175V48H176V50H177V52H178V56H179V62H180V71H181V77L183 76V71H182V66H181V63H182V59H181V57H180V55H179V53L182 55V52L180 51V49L178 48V46H177V43H176V41L173 39ZM54 43V42H53ZM72 43V42H71ZM88 43H89V41H88ZM100 43H104L103 42V39H102V36H101V40H100ZM144 43V42H143ZM54 46V45H53ZM89 46V45H88ZM87 46V47H88ZM51 46H49V48H50ZM55 47V46H54ZM130 47H132V44L130 45V46H128V48H127V50H129L130 49ZM53 48V47H52ZM58 47H56V49H57ZM61 48V47H60ZM91 48H92V46H91ZM93 49V48H92ZM116 49V48H115ZM54 50V49H53ZM89 50V49H88ZM111 49L109 48V51H110ZM122 50V49H121ZM261 50H263V49H261ZM59 52H60V50H59ZM122 52V51H121ZM25 53V52H24ZM91 53V54H90ZM92 53H96L95 52V50L93 49V51H91V52H89L88 54H90V55H92ZM120 53V52H119ZM34 54V53H33ZM51 54H53L51 51H45V53H42L41 55H43L42 57H41V59L43 60V59H48V57L49 56H51ZM114 54V59H113V61H114V63H113V69H115V70H118V72L119 71H121L120 69H119V67H118V61H116L117 59H116V56H115V53L114 52H110L109 53V57H111L112 55ZM29 55V54H28ZM31 55V54H30ZM55 55V54H54ZM87 55V54H86ZM96 55V54H95ZM88 56V55H87ZM87 56H82V57H74V58H72L71 56L70 57H68V59L70 60V61H75V62H79L80 64L82 63V59L83 58H86V60L89 58H87ZM66 58V57H65ZM93 58V57H92ZM33 59V58H32ZM52 59H53V55H52ZM62 59V58H61ZM89 59H91V58H89ZM88 59V60H89ZM29 60H31V58L29 59ZM85 60V59H84ZM231 60V59H230ZM90 61V60H89ZM88 61V62H89ZM108 61V60H107ZM111 61H112V59H111ZM5 62L7 63V61L5 60ZM32 62H34V61H32ZM84 62V61H83ZM87 62V61H86ZM152 62V61H151ZM232 62V61H231ZM20 63V62H19ZM27 63V62H26ZM65 63V62H64ZM85 63V62H84ZM154 63V62H153ZM156 63V62H155ZM225 63V62H224ZM29 64V63H28ZM54 64V63H53ZM108 64V63H107ZM152 64V63H151ZM228 64H229V62H228ZM232 64V63H231ZM234 64V63H233ZM49 65V64H48ZM51 65V64H50ZM63 65V63L61 64V66ZM83 65V64H82ZM86 65V64H85ZM91 65V64H90ZM224 65V67L223 68H227V65H226V63L225 64H223ZM53 66V65H52ZM64 66V65H63ZM67 66V65H66ZM65 66V67H66ZM87 66V65H86ZM85 66V67H86ZM94 66V65H93ZM93 66H91V67H93ZM129 66H131L130 64H129ZM155 66V65H154ZM226 66V67H225ZM229 66H231V65H229ZM229 66H228V68H229ZM235 66V65H234ZM26 67V66H25ZM29 67H30V64H29ZM89 67V66H88ZM90 67V68H91ZM20 68H24L23 67V64H22V67L20 66ZM28 68V67H27ZM38 68H40V67H38ZM48 68V67H47ZM63 68V67H62ZM90 68L88 69V72H89V74H90V79L92 78V77H94V78H97L98 80H97V82H98V84H100V86H101V88H100V90L102 91V93L104 92V93H108V92H110L111 91V88H113L114 87V85L109 81V79H108V75L106 76V74L104 75V73L103 72H101V70H99L98 68H96V72L95 73H91V71H90ZM105 68H107V66L105 67ZM105 68H104V70H105ZM126 68H127V66H126ZM134 68V67H133ZM167 68H168V70L171 68V66L170 65H168L167 66ZM227 68V69H228ZM231 68V67H230ZM30 69H32L31 67H30ZM64 69V68H63ZM86 69V68H85ZM128 69V68H127ZM154 69H155V67H154ZM49 70V69H48ZM53 70V72L55 71V64H54V69H52ZM68 70V69H67ZM67 70L66 69H64V71L68 74V72H67ZM34 71V70H33ZM129 71V70H128ZM134 71V70H133ZM156 71V70H155ZM246 71V70H245ZM22 72V71H21ZM106 72V71H105ZM127 72V71H126ZM129 72H131V71H129ZM134 72H136V71H134ZM154 72V71H153ZM248 72V71H247ZM51 73V72H50ZM25 74V73H24ZM122 74V73H121ZM129 74V73H128ZM235 74V73H234ZM244 74H245V72H244ZM251 74H253V73H251ZM30 75V74H29ZM86 75H87V73H86ZM130 75V74H129ZM134 75H136V74H134ZM139 75V74H138ZM226 75L227 74H225L224 75V79H225V77H226ZM17 76V75H16ZM47 76V75H46ZM149 76V75H148ZM147 76V77H148ZM249 76V75H248ZM252 76V75H251ZM130 77H131V75H130ZM134 77H136V76H134ZM253 77V76H252ZM21 79H22V77H20ZM41 78H43V77H41ZM124 78V77H123ZM247 79H248V77H246ZM44 79V78H43ZM140 79V78H139ZM29 80H31V79H29ZM85 80V79H84ZM83 80V81H84ZM89 79H87L85 82H87ZM134 81V83H136V81L135 80H133ZM139 81V80H138ZM147 81H149V80H147ZM27 83H28V81H27ZM33 82H32V80H31V84H32ZM121 83H122V85H123V81H121ZM130 83H131V81H130ZM227 80H226V83L224 82V84H223V88L222 89H225V87L227 86ZM31 84H30V87H32L31 86ZM133 84V83H132ZM247 84V83H246ZM245 84V85H246ZM250 84V83H249ZM130 85V84H129ZM134 85V84H133ZM221 86H222V83H221ZM221 86H220V89H221ZM51 87V86H50ZM49 87V88H50ZM80 88V87H79ZM131 88H133V87H131ZM219 89V90H220ZM72 90H78L76 87H74V88H72ZM99 90V91H100ZM100 93V92H99ZM98 93V94H99ZM38 94V93H37ZM130 94V93H129ZM31 95V94H30ZM103 95V94H102ZM111 95V94H110ZM178 95H182V91L181 90H179V92H178ZM34 97V96H33ZM100 97H101V95H100ZM107 97V96H106ZM103 98V97H102ZM225 99H226V93H224V91L222 92V94H220L219 96H217V107H218V110L220 111V114H221V116H222V118H223V120L225 121V123H227L229 126H230V124L228 123V121L231 123V119H230V117H229V115H226V110H225V105L223 104L224 102L223 101H225ZM42 100V99H41ZM41 100H40V102H41ZM106 100V99H105ZM111 100V99H110ZM43 102V101H42ZM48 102V101H47ZM114 102V101H113ZM113 104V103H112ZM137 106V105H136ZM241 107V106H240ZM121 109H123V108H121ZM136 109V108H135ZM139 109V108H138ZM243 109H245V108H243ZM15 111V110H14ZM24 111V110H23ZM141 111V110H140ZM25 112H27V111H25ZM49 112V111H48ZM50 112H52V111H50ZM136 112H138V111H136ZM17 113V112H16ZM34 113V112H33ZM125 113H126V111H125ZM140 113V112H139ZM139 113H137V114H139ZM142 113V112H141ZM27 114V113H26ZM31 113H29V115H30ZM52 114V113H51ZM123 114V113H122ZM136 114V115H137ZM243 114V113H242ZM125 115V114H124ZM128 115V114H127ZM133 115V114H132ZM15 116V115H14ZM28 116V115H27ZM52 116V115H51ZM68 116H70L69 114H68ZM129 116H130V113H129ZM18 117V116H17ZM131 117V116H130ZM140 117V116H139ZM15 118V117H14ZM49 118V117H48ZM50 118H52V117H50ZM127 118H128V116H127ZM19 119V118H18ZM23 119V118H22ZM31 120H32V118H30ZM138 119V118H137ZM129 120V119H128ZM131 120H133L132 118H131ZM142 120V119H141ZM140 120V121H141ZM16 121V120H15ZM51 121V120H50ZM136 121H138V120H136ZM134 122V121H133ZM135 123V122H134ZM5 124H6V122H5ZM18 124H20V123H18ZM20 126V125H19ZM70 127V129L68 130L69 131V133L71 134V139H72V143H73V145H75L76 147V149L74 150V153L73 152H71V153H73V156H71L70 158H75V157H77L76 155H77V150L79 149V145H78V143L75 141L76 139H77V133L75 132V130H74V127H73V123H72V125H70L69 126ZM231 127V126H230ZM51 128V127H50ZM232 129V128H231ZM239 128H237V130H238ZM189 127L187 126V128H184L183 127V129L182 130H177V131H175V132H173V133H170V134H174V135H177V132H179L180 133V135H182V134H185V135H187V133H189ZM52 132L53 131H55V130H51ZM51 133V132H50ZM55 133H58L57 131L55 132ZM72 133H73V135H72ZM87 134V133H86ZM49 135V134H48ZM59 135V134H58ZM87 135H89V134H87ZM94 135V134H93ZM60 136V135H59ZM62 136H63V134H62ZM47 137V136H46ZM57 137V136H56ZM50 138H51V136H50ZM52 139H55V137H54V134H53V136H52ZM51 139V140H52ZM57 139V138H56ZM60 141H61V139H59ZM59 140H58V142L57 143H59ZM69 140V139H68ZM46 141V140H45ZM53 141V140H52ZM57 141V140H56ZM56 141H54L55 142V144H56ZM63 141V140H62ZM70 141V140H69ZM47 142V141H46ZM63 142H65V141H63ZM24 143V142H23ZM27 143V142H26ZM29 143V142H28ZM68 143V142H67ZM66 143V144H67ZM71 143V142H70ZM71 143V144H72ZM60 144H63V143H60ZM65 144V143H64ZM48 145V144H47ZM51 146H52V144H50ZM49 146V145H48ZM55 146V145H54ZM62 146V145H61ZM68 146V145H67ZM120 146V145H119ZM122 146V145H121ZM242 146L243 147H247L246 145H243V144H240L239 143V140H238V147H240V149H241V152L243 153V150H242ZM50 147V146H49ZM63 147H65V145L63 146ZM63 147H62V149H63ZM72 147H74V146H72ZM56 148V147H55ZM125 149H126V147H124ZM26 148L24 147L23 148V150L24 151H26V152H28V153H30L28 150H25ZM65 149V148H64ZM63 149V150H64ZM119 149H121V148H119ZM125 149H122V150H125ZM56 150H57V148H56ZM56 150H55V152H56ZM71 150H72V148H71ZM66 151V150H65ZM121 151V150H120ZM126 151V150H125ZM127 151H128V149H127ZM62 152H64V151H62ZM21 153V152H20ZM61 153V152H60ZM110 155L112 156V154L114 155V150L112 151V150H110ZM126 153V152H125ZM128 153V152H127ZM126 153V154H127ZM30 154H32V153H30ZM64 154V153H63ZM62 154V156H64ZM69 154V153H68ZM21 155H23L22 153H21ZM61 155V154H60ZM59 155V156H60ZM67 155V154H66ZM14 156V155H13ZM123 156H125V155H123ZM15 158V157H14ZM62 158V157H61ZM73 158H72V160H73ZM116 158H117V160H121V158H120V153H119V151H118V149H117V152H116ZM32 159V158H31ZM67 159V158H66ZM17 160V159H16ZM33 161H34V163H36L35 162V160L34 159H32ZM113 163V162H112ZM117 164V163H116ZM20 170H21V168H20ZM107 171V170H106ZM111 172V171H110ZM106 173H108V171L106 172ZM21 176H22V178H23V180L25 181V184H26V187H27V190H28V192H29V189H28V183H27V181H26V179H25V177L23 176V173H22V170H21ZM38 176H39V173H38ZM107 176H108V174H107ZM70 177H72L71 176V174H70ZM71 179V178H70ZM75 181V180H74ZM83 181V180H82ZM76 182H77V179H76ZM75 182V183H76ZM79 182V181H78ZM67 183H69V182H67ZM72 184L71 185V187H72V189L73 190H71V191H68V192H70V194L73 196V195H75V193H81V189H79V186H77L76 184ZM85 184V183H84ZM67 185V184H66ZM86 185V184H85ZM69 186V185H68ZM83 186V185H82ZM83 189V188H82ZM87 189V188H86ZM140 191V190H139ZM75 192V193H74ZM82 192H84L85 193V190H82ZM138 192V191H137ZM30 193V192H29ZM142 195V194H141ZM88 196H89V200H92V198H91V195L88 193ZM133 196V195H132ZM146 196V195H145ZM144 195H143V197H145ZM136 198H137V196H135ZM141 197V196H140ZM142 197V198H143ZM147 198V197H146ZM141 199V198H140ZM109 200V199H108ZM136 201V200H135ZM33 202L35 203V201L33 200ZM70 202V201H69ZM112 202V201H111ZM95 203V202H94ZM107 203V202H106ZM128 203V202H127ZM132 203V202H131ZM141 203V202H140ZM140 203H139V205H140ZM150 203V202H149ZM23 204V206H24V203H22ZM70 204V203H69ZM68 204V206L70 207V205ZM145 204V203H144ZM143 204V205H144ZM19 205L20 204H18V207H19ZM130 205V204H129ZM37 206V205H36ZM99 206V205H98ZM113 206V205H112ZM111 206V207H112ZM127 206V205H126ZM147 205H145V207H146ZM96 207V206H95ZM108 207H110L109 206V204H108ZM107 207V208H108ZM128 208H129V206H127ZM139 207V206H138ZM22 208V207H21ZM87 208V207H86ZM97 208V207H96ZM102 208H104V207H102ZM113 208V207H112ZM112 208H110V209H112ZM140 208H142V207H140ZM4 210H5V208H3ZM2 209V210H3ZM8 209V208H7ZM12 209L13 208H11V212H12ZM24 210L26 209V207L24 206V208H23ZM85 209V208H84ZM92 209V208H91ZM109 209V208H108ZM143 209V208H142ZM10 210V209H9ZM15 210V209H14ZM17 210V209H16ZM22 210V209H21ZM40 210V209H39ZM94 210V209H93ZM93 210H90V211H93ZM97 210V209H96ZM130 210H132V209H130ZM146 210H148V209H146ZM41 211V210H40ZM71 211V210H70ZM78 211H79V209H78ZM84 211V210H83ZM82 211V212H83ZM87 211H88V208H87ZM95 211V210H94ZM125 211H127V210H125ZM137 211V210H136ZM6 212V211H5ZM18 212H19V210H18ZM21 212V211H20ZM27 212H28V210H27ZM27 212L25 213L26 214V217H29V215L28 214H30L31 216H33V214H32V211L30 210V212L27 214ZM80 212H81V210H80ZM85 212V214H86V210L84 211ZM96 212H98V211H96ZM95 212V213H96ZM101 212V211H100ZM100 212H98V213H100ZM124 212V211H123ZM131 212V211H130ZM129 212V213H130ZM141 212H142V210H141ZM14 213V212H13ZM22 213V212H21ZM41 213H42V211H41ZM125 213V212H124ZM132 213V212H131ZM10 214V213H9ZM22 214H24V213H22ZM24 214V215H25ZM89 214L90 213H88V216H89ZM92 214V213H91ZM122 214V213H121ZM126 214V213H125ZM4 215H5V213H4ZM8 215V214H7ZM12 215V214H11ZM10 215V216H11ZM42 215H43V213H42ZM69 215H70V213L69 212H67V214H66V217L67 218H69ZM94 215H96V214H94ZM138 215H140V214H138ZM10 216H8V218L10 217ZM13 216V215H12ZM30 216V217H31ZM78 216H81V215H78ZM77 216V217H78ZM122 216V215H121ZM102 217V216H101ZM100 217V218H101ZM11 218V217H10ZM23 218V217H22ZM22 218H21V221H22ZM91 218H92V216H91ZM90 218V219H91ZM95 219H96V217H94ZM99 218V219H100ZM123 218H125V217H123ZM14 219H15V217H14ZM16 219H19V217L18 218H16ZM32 219V218H31ZM79 219V218H78ZM88 219V218H87ZM93 219V218H92ZM95 219H94V221H95ZM12 220H13V218H12ZM11 220V221H12ZM30 220V219H29ZM33 220V219H32ZM81 220V219H80ZM98 220V219H97ZM101 220V219H100ZM19 220H17L16 222H18ZM24 221V222H23ZM22 221V224H21V226H20V229H19V233H20V235H21V233L23 232V230L24 229H26L27 227H26V224H25V220H23ZM27 221V220H26ZM104 221V220H103ZM118 221V220H117ZM20 222V221H19ZM93 222V221H92ZM100 222V221H99ZM12 223V222H11ZM15 223V222H14ZM33 223H34V221H33ZM77 223H79V222H77ZM82 223H84V222H82ZM102 223H104V222H102ZM74 224H76V223H74ZM86 224V223H85ZM84 224V225H85ZM123 224V223H122ZM148 224V223H147ZM15 225H18V224H15ZM32 225V224H31ZM35 225V224H34ZM79 225V224H78ZM77 225V226H78ZM89 225H90V223H89ZM99 224H97V226H98ZM76 226V225H75ZM80 226V225H79ZM86 226V225H85ZM94 226V228H95V226L96 225H93ZM104 226V225H103ZM74 227V226H73ZM92 227V226H91ZM107 227V226H106ZM105 227V228H106ZM30 228H31V226H30ZM32 228H33V226H32ZM32 228H31V230H32ZM82 228V227H81ZM87 228V227H86ZM90 228V227H89ZM99 228H101V227H99ZM69 229V228H68ZM74 229V228H73ZM77 229V228H76ZM78 229H79V227H78ZM84 229V228H83ZM92 230H93V228H91ZM96 229H98V227L96 228ZM104 229V228H103ZM103 229H101V230H103ZM107 229V228H106ZM36 230V229H35ZM81 230V229H80ZM79 230V231H80ZM34 231V230H33ZM70 231V230H69ZM78 231V230H77ZM83 231V230H82ZM88 231V230H87ZM91 231V230H90ZM89 231V232H90ZM94 231V230H93ZM105 231H107V230H105ZM25 232V231H24ZM30 232V231H29ZM72 232V231H71ZM81 232V231H80ZM80 232H77V233H80ZM86 232V231H85ZM88 232V233H89ZM109 232V231H108ZM33 233V232H32ZM77 233H76V235H77ZM83 233V232H82ZM81 233V234H82ZM95 233V232H94ZM97 233V232H96ZM102 233V232H101ZM30 234V233H29ZM74 234H75V232H74ZM80 234V235H81ZM90 235H91V233H89ZM93 234V233H92ZM100 234V233H99ZM104 234V233H103ZM109 234V233H108ZM19 235V234H18ZM25 235H28V233H26ZM79 235V234H78ZM79 235V236H80ZM83 235V234H82ZM22 236V235H21ZM72 236V235H71ZM92 236V235H91ZM95 236V235H94ZM98 236V235H97ZM104 237H105V235H103ZM19 237V236H18ZM28 237V236H27ZM26 237V238H27ZM74 237V236H73ZM83 237H85V236H83ZM82 237V238H83ZM90 237V236H89ZM88 237V238H89ZM103 237V238H104ZM147 237V236H146ZM149 237V236H148ZM153 237V236H152ZM20 238V237H19ZM19 238H16V241H17V245L14 243V245H16V251H18V250H20L19 248L21 247L20 245H21V243L23 242V241H21V243H20V239ZM91 238V237H90ZM97 238V237H96ZM112 238V237H111ZM110 238V239H111ZM140 238H142V236L140 237ZM139 238V239H140ZM30 240H31V238H29ZM56 239V238H55ZM76 238H74V240H75ZM85 239H86V237H85ZM106 239V238H105ZM108 239V238H107ZM149 239V238H148ZM157 239V238H156ZM22 240V239H21ZM27 240V239H26ZM33 240V239H32ZM78 240V239H77ZM87 240V239H86ZM92 240V239H91ZM96 240V239H95ZM97 240H99V239H97ZM101 240V239H100ZM138 239H136V241H137ZM144 240V239H143ZM147 240V239H146ZM25 241V240H24ZM108 241V240H107ZM135 241V242H136ZM145 241V240H144ZM28 242V241H27ZM32 242V244H34V242L33 241H31ZM46 242V241H45ZM73 242V241H72ZM75 242V241H74ZM77 242V241H76ZM96 242V241H95ZM111 242V241H110ZM115 242V241H114ZM138 242V241H137ZM141 242V241H140ZM146 242V241H145ZM42 243H44V242H42ZM134 243V242H133ZM147 243L148 242H146V245H147ZM157 243V242H156ZM160 243V242H159ZM29 243H27V246L28 247H26L27 249L29 248V245H28ZM49 243H44V246H47ZM53 244V243H52ZM85 244H86V242H85ZM92 244V243H91ZM112 244V243H111ZM116 244V243H115ZM135 244V243H134ZM134 244H132V245H134ZM141 244V243H140ZM140 244H137V245H139V246H141ZM152 243H150V245H151ZM73 245H76V246H78L77 244H73ZM87 246H88V244H86ZM103 245V244H102ZM161 245V244H160ZM50 246V245H49ZM55 246V245H54ZM95 246V245H94ZM152 246H154V245H152ZM91 247V246H90ZM115 247V246H114ZM92 248V247H91ZM100 248V247H99ZM108 248V247H107ZM141 248V247H140ZM159 248V247H158ZM32 249V248H31ZM30 249V250H31ZM37 249V248H36ZM52 249V248H51ZM78 249H79V246H78ZM77 249V250H78ZM92 249H94V248H92ZM96 249H98V248H96ZM110 249V248H109ZM111 249H112V247H111ZM110 249V250H111ZM114 249V248H113ZM125 249H127V248H125ZM131 249V248H130ZM137 249V248H136ZM53 250V249H52ZM81 250V249H80ZM84 250H85V248H84ZM87 250V249H86ZM100 250V249H99ZM106 250V249H105ZM127 250H129V249H127ZM97 251V250H96ZM158 251V250H157ZM30 252V251H29ZM43 252V251H42ZM42 252H40L41 254H42ZM53 252V251H52ZM115 252H116V250H115ZM130 252V251H129ZM128 252V253H129ZM133 252V251H132ZM152 252H154V251H152ZM45 253V252H44ZM56 253V252H55ZM77 253H78V251H77ZM80 253V252H79ZM90 253V252H89ZM98 253V252H97ZM100 253V252H99ZM98 253V254H99ZM102 253V252H101ZM159 253V252H158ZM17 254V253H16ZM18 254H19V251H18ZM29 254V253H28ZM53 254H54V252H53ZM83 254V253H82ZM88 254V253H87ZM92 254V253H91ZM107 254V253H106ZM106 254L104 255V257L106 256ZM109 255L110 254H112V253H108ZM125 254V253H124ZM133 254V253H132ZM155 254V253H154ZM156 254H157V252H156ZM155 254V258L157 257V255ZM50 255V254H49ZM95 255H96V253H95ZM130 255V254H129ZM152 255H153V253H152ZM18 256V255H17ZM39 256V255H38ZM86 256V255H85ZM97 256H99V255H97ZM164 256V255H163ZM88 257V256H87ZM112 257V256H111ZM126 257H128V256H126ZM133 257V256H132ZM153 257V256H152ZM159 257H160V255H159ZM165 257V256H164ZM48 258V257H47ZM95 258V257H94ZM97 258V257H96ZM100 258L101 259H103V257H101L100 256ZM99 258V259H100ZM106 258V257H105ZM150 258V257H149ZM98 259V260H99ZM107 259V258H106ZM105 259V260H106ZM114 259V258H113ZM152 259H154V258H152ZM158 259V258H157ZM104 260V261H105ZM108 260V259H107ZM112 260V259H111ZM117 260V259H116ZM151 260V259H150ZM101 262H102V260H100ZM153 261H155V259L153 260ZM169 261H171V260H169ZM98 262V261H97ZM106 262V261H105ZM104 262V263H105ZM163 262H164V260H163ZM27 263V262H26ZM99 263V262H98ZM111 263H112V261H111ZM154 263V262H153ZM156 263V262H155ZM160 263V262H159ZM95 264H96V262H95ZM101 264V263H100ZM103 264V263H102ZM166 264V263H165Z\"/></svg>", "mask_w": 264, "mask_h": 264}, {"label": "water", "instance_id": "95a60500", "mask_svg": "<svg viewBox=\"0 0 264 264\" xmlns=\"http://www.w3.org/2000/svg\"><path fill=\"white\" fill-rule=\"evenodd\" d=\"M152 3H153V5H154L155 10H156L157 14L159 15V17H160V18L166 23V25L169 27L170 31L172 32V34H173V36H174V38H175V41H176V43H177V46H178V48L180 49V51L182 52L183 57H184L183 49L180 47L179 42L176 40L175 33L172 31L171 27L168 25L167 20L161 15L159 9L156 8V5H155L154 0H152ZM181 16H182V15H181ZM184 20H185V18H184ZM185 22L187 23L186 20H185ZM187 24H188V23H187ZM188 26H189V24H188ZM91 27H92V25H91ZM189 27H190V26H189ZM190 28H191V27H190ZM92 29H93V27H92ZM191 29H192V28H191ZM192 30H193V29H192ZM93 31H94V36H95V38H96V31H98V30H97V27H96V29H93ZM193 31H195V30H193ZM196 32H197V31H196ZM96 41L98 42V44H101V43H100V40L98 41V40L96 39ZM0 56H1V53H0ZM182 62H183V59H182ZM216 63H217V56H216ZM181 66H182V71H183V63H181ZM111 81H112V79H111ZM221 83H222V78H221ZM112 84H113V82H112ZM113 85H114V84H113ZM220 86H221V84L218 86V89H217V96H218V93H219ZM114 89H115V85H114ZM115 90H116V89H115ZM182 100H183V105H184L185 113H186V115H187V119H188V121H189L190 130H191V120H190V118L188 117L187 106H186V104H185V102H184V99H183V76H182ZM220 115H221V114H220ZM221 118H222V116H221ZM222 119H223V118H222ZM224 126H225V124H224ZM225 128H226V126H225ZM226 129H227V128H226ZM12 131H14V127H13ZM191 134H192V136H193V138H194V140H195V142H196V144H197V147H198V149H199V152H200L202 158L204 159L205 164L207 165V160H206V158L204 157L203 152L200 150L199 142L196 140V138H195V134L192 132V130H191ZM15 139H16V137H15ZM13 143L15 144V140H14L12 143L9 142L10 150H11L12 154L14 155L15 159L20 160L19 157H17V156L15 155V153L12 151V144H13ZM159 144H160V143H159ZM160 149L163 151V148H162L161 144H160ZM16 150H17V149H16ZM163 154H164V166H165L166 171H167V173H168V177L171 179L172 184L175 186V184H174V182H173V179H172V177H171V175H170V172H169L168 163H167V158H166V156H165L164 151H163ZM156 156H157V159H156V166H157V170H158V172H159V174H160L161 181H162L163 185L165 186V188L170 192V194L172 195L173 199L175 200L178 209L181 211V214H182L181 218H183V216H184V212H183V210L181 209L180 202L176 199V194L173 193V191H172V187L169 185L168 180L165 178L164 172L161 170V166H160V163H159V160H160V154H159L157 151H156ZM21 162H22V161H21ZM22 173H23V171H22ZM23 176L25 177L27 183H29L27 177H26L24 174H23ZM196 176H197V174L194 172V179H195V182H196V185H197V187H198V190H199L200 195L202 196V198H203L204 200L209 201V197H207V196L203 195V193H201V191H200V187H199V184H198L197 181H196ZM151 177H152V176H151ZM36 178H37V180L39 181L40 186H41V188H42V190H43V196H44V199L47 200L46 197H45L44 186H43L42 182L40 181V179H39V177H38L37 169H36ZM148 180H149V191H150V193L152 194V196L154 197V199L157 201V203L160 205L161 209L163 210V212H164V214H165V216H166V218H167V221H168L169 227H171V226H172V221L168 219V211L166 210L165 205H164V203H163L162 200H161V197L158 195L157 190H158L159 192L163 193V195H164L165 198H166V196H165L163 190L161 189V187H160L157 183H156V188H157V190H154V188H153V180H154V179H153V178H152V179H149V176H148ZM175 188H176V186H175ZM28 189H29V192L31 193V195H32V197H33V200L35 201V203L37 204V206L41 209L39 202H38V201L36 200V198H35V195L32 193V191H31V189H30L29 187H28ZM176 191H177V189H176ZM177 192H178V191H177ZM178 193H179V192H178ZM179 196H180V199L183 200L182 197H181V195H180V193H179ZM211 198L215 199L214 197H211ZM166 199H167V198H166ZM167 201H168V200H167ZM217 202H218V201H217ZM168 203H169V201H168ZM183 203H184V201H183ZM218 203H219V202H218ZM48 204H49V202H48ZM49 206H50V204H49ZM172 207H173V206H172ZM184 207H186L185 203H184ZM50 208H51V206H50ZM186 208H187V207H186ZM173 209H174V207H173ZM174 210H175V209H174ZM187 210H188V208H187ZM41 211L43 212V209H41ZM51 211H52V208H51ZM175 212H176V211H175ZM215 212H216V211H215ZM188 213L191 215V213H190L189 210H188ZM43 214H44V212H43ZM52 214H53V211H52ZM216 214H217V212H216ZM176 215H178L177 212H176ZM44 216H45V215H44ZM178 216H179V215H178ZM191 216H192V215H191ZM217 217H218V220H219V224H220V226H221V228H222V231H223V233H224V235H225V237H226V239H227V241H228V243H229L230 249H231V242L229 241V239H228V237H227V233L224 231L223 224L220 222V219H219V216H218V215H217ZM45 218H46V220H47V222H48V219H47L46 216H45ZM192 218H193V216H192ZM193 219H194V218H193ZM194 220H195V219H194ZM48 224H49V222H48ZM196 224H197V223H196ZM49 226H50V228L52 229V227H51L50 224H49ZM58 226H59V225H58ZM197 226H198V224H197ZM169 227H167V228H169ZM198 227H199V226H198ZM167 228H166V229H167ZM166 229H165V231H164V237H165L166 241L168 242V244H169L171 247H173L175 243H172V242H169V241H168V239H167V234H166ZM199 229H200V228H199ZM52 231H53L54 234H55V233H58V231H56V230H54V229H52ZM200 232H201V234L203 235L204 239L207 241V239L205 238V236H204V234L202 233L201 230H200ZM69 238H70V236H69ZM70 240H71V239H69V243H70ZM176 242H179V243L181 244V246L183 247L184 253H185V255L188 257V259H189L193 264H196V261H195L190 255H188L187 251L184 249V246H183L182 242H180L179 240H177ZM207 243H208V242H207ZM209 246H210V245H209ZM210 247H211V246H210ZM211 248H212V247H211ZM59 249H60V252L62 253V255H63V256H64V257H65V258H66L71 264H77V262L71 261L70 258L66 256V254L63 252V250H62V248L60 247V245H59ZM212 251H213V249H212ZM213 252H214V251H213ZM214 253H215V252H214ZM216 256H217V255H216ZM217 258H218V257H217Z\"/></svg>", "mask_w": 264, "mask_h": 264}]
</instances>
